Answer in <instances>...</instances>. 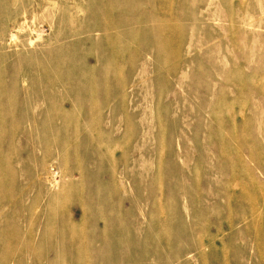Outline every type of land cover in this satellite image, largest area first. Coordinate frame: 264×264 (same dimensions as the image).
Masks as SVG:
<instances>
[{"label": "rangeland", "instance_id": "374dc122", "mask_svg": "<svg viewBox=\"0 0 264 264\" xmlns=\"http://www.w3.org/2000/svg\"><path fill=\"white\" fill-rule=\"evenodd\" d=\"M104 257L264 264V0H0V264Z\"/></svg>", "mask_w": 264, "mask_h": 264}, {"label": "bare ground", "instance_id": "6f19581e", "mask_svg": "<svg viewBox=\"0 0 264 264\" xmlns=\"http://www.w3.org/2000/svg\"><path fill=\"white\" fill-rule=\"evenodd\" d=\"M78 249H85V250H89L92 249V246L90 244H88L87 246H81L78 247ZM79 260V259H77ZM75 264V263H74ZM78 264H143V263H133L129 260H120V261H115L113 259H109L107 257L104 258H96V259H88L86 258L84 261H79Z\"/></svg>", "mask_w": 264, "mask_h": 264}]
</instances>
